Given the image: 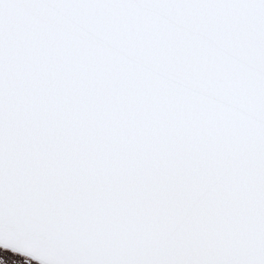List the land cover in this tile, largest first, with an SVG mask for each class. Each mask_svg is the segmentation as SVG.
Segmentation results:
<instances>
[{"label": "snow or ice", "instance_id": "6c2138e0", "mask_svg": "<svg viewBox=\"0 0 264 264\" xmlns=\"http://www.w3.org/2000/svg\"><path fill=\"white\" fill-rule=\"evenodd\" d=\"M0 245L264 264V0H0Z\"/></svg>", "mask_w": 264, "mask_h": 264}, {"label": "flooded vegetation", "instance_id": "af4514ba", "mask_svg": "<svg viewBox=\"0 0 264 264\" xmlns=\"http://www.w3.org/2000/svg\"><path fill=\"white\" fill-rule=\"evenodd\" d=\"M0 256L4 257L5 259H9L12 256V254L10 252L6 253L2 248H0ZM9 264H11L10 259H9ZM33 264H42V263L38 260H34Z\"/></svg>", "mask_w": 264, "mask_h": 264}, {"label": "water", "instance_id": "95a60500", "mask_svg": "<svg viewBox=\"0 0 264 264\" xmlns=\"http://www.w3.org/2000/svg\"><path fill=\"white\" fill-rule=\"evenodd\" d=\"M2 247V245H0ZM39 261V260H38ZM41 262V261H40ZM42 263V262H41Z\"/></svg>", "mask_w": 264, "mask_h": 264}]
</instances>
